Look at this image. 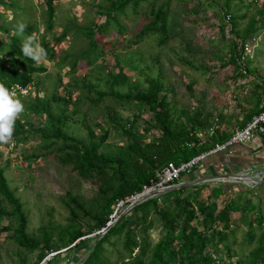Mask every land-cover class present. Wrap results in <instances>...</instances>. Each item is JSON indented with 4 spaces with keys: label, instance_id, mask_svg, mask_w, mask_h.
I'll return each instance as SVG.
<instances>
[{
    "label": "rangeland",
    "instance_id": "rangeland-1",
    "mask_svg": "<svg viewBox=\"0 0 264 264\" xmlns=\"http://www.w3.org/2000/svg\"><path fill=\"white\" fill-rule=\"evenodd\" d=\"M11 2L18 5V10L6 9L4 12L7 17L0 25L10 30L22 23L25 25L24 29L27 27L33 29L30 36H20L24 42L32 38L40 46L45 38L56 52L54 62H49L43 57L36 60L37 65L46 68L47 71L45 74L34 76L37 88L31 86L27 96L18 98L24 105V111L16 120L24 125L29 122L33 126L31 129L25 125L30 134L28 141L12 137L8 143L0 147V154L3 156L0 167L5 171L11 191L22 204V214L27 220V234L33 240L40 241L41 245H44V238L49 239L53 246L62 245L66 241L64 230L72 220L67 194H71L90 208V205L101 197V191L105 190L108 180L102 177L93 179L79 177L74 166L65 163V159L59 154L58 149L63 147L60 141L49 150L41 148L36 133L46 125L45 119L28 114L27 111L30 99L35 98L37 93L44 101L56 89L59 97L66 98L71 93L67 114L79 125L66 130L67 133L75 138L85 139L87 131L80 127L81 124H87L97 138L105 131L111 132V137L102 151H113L116 147L126 146L125 139L114 130L111 117L126 128H137L139 134L143 136V139H140L143 145L159 138L157 130L144 136L147 128L156 127L147 109L140 112L132 107L115 104L108 97L96 104L95 100L98 98L96 91L104 90L109 93L110 85L105 83L110 77L121 72L126 75L129 82L127 86L121 84L122 91L131 90V87L145 91L149 77L160 81L164 88L161 98L167 99L175 119L178 121L182 117L187 120L195 116L200 124L197 135L203 143L213 137V132L218 127L225 136L230 135L243 121L257 114L264 102V18L256 25L255 34L243 42L244 44L240 43L231 32V19H228L231 16L224 21L219 10L224 5L223 0H216V6L219 8L209 7L208 0L173 1L171 39L167 44H161L157 36L136 43V36L148 22L146 19L148 11L144 7L137 16L121 19L126 28L123 36L111 32L103 40L101 45L105 47V52L102 57L101 50L88 47L90 42L87 34L89 29H92L94 21L102 23L103 19L97 15V6L108 4L106 1L55 0V22L49 32L46 31L48 24L46 0ZM252 2L253 0H240L233 4L238 10L239 17L248 15L249 19L255 16L262 1L257 4ZM248 19L241 21L237 30L243 29ZM65 31H69L67 40L61 45H55L54 39ZM10 35L13 36L15 33ZM9 42V37L0 33V47L8 45ZM247 47L250 53L246 52ZM5 49L3 48L8 52ZM235 51L240 52L239 65L245 71L241 72L242 75H238V69L235 70L231 63ZM67 56L83 59L75 73L71 71L70 61L64 60ZM14 144L16 146H13ZM180 184H183L182 180L176 185ZM201 185L205 186V189L199 193V199L205 203L204 206H209L213 201L208 197L217 185L215 182H205ZM225 200L220 198L215 202L218 211L225 206ZM164 201L159 202V205L166 209ZM3 206L8 213L14 212L8 203ZM127 208L128 206L119 209L115 206L112 215L114 220L120 218ZM170 210H175L171 204ZM232 216L234 236L228 234V245L239 257L246 256L253 249V246L249 247L245 243L250 228L243 213ZM148 222L147 234L144 237L139 236L138 243L143 245V239H146L147 246L152 249L164 237V221L161 217L152 215ZM80 223L85 231L91 228L93 220L84 216L81 217ZM178 224L180 227L182 220ZM193 226L199 232L203 231L200 220L195 221ZM6 227H10L9 232L3 231ZM17 228L18 223L14 219L11 225L5 220L0 221V264H18L20 260H25L27 264H37L40 259L39 252L30 254L23 251L14 240L13 232ZM253 230L257 238L261 234L257 224ZM217 231L220 232L219 227ZM209 234L211 236L215 233L211 231ZM94 237L95 234H92L82 240ZM123 238L124 235L114 238L113 242L116 244L114 247L105 246V256L112 264L117 263L119 253L123 250ZM91 245L75 249L68 256L62 247L61 257L55 258L52 264H81L88 255ZM211 253L216 259V264L229 262L236 264L234 259L229 261V254L223 247L219 256L215 255L213 250ZM42 263L44 264V261Z\"/></svg>",
    "mask_w": 264,
    "mask_h": 264
},
{
    "label": "trees",
    "instance_id": "trees-1",
    "mask_svg": "<svg viewBox=\"0 0 264 264\" xmlns=\"http://www.w3.org/2000/svg\"><path fill=\"white\" fill-rule=\"evenodd\" d=\"M54 1L46 0L47 32L51 31L55 22ZM104 1L108 4L97 6V15L103 19L102 23L94 21L91 26L92 29H89L87 34L90 42L88 47L101 50L100 57L105 52V47L101 44L111 32H117L120 36L125 33L126 28L121 19L137 16L144 7L148 11L146 17L148 22L136 36V43L152 36H157L161 44H167L170 41V28L173 18L171 7L172 2L176 0L161 2L159 0H102V2ZM208 1L209 7L219 8L216 6V0ZM223 1L224 5L219 10L223 14L224 21L231 16L228 18L231 19V32L240 43L246 42L255 34L256 25L264 18V0H253V4H257L259 1H262V4L258 6L255 16L249 19L248 15L239 17L237 8L233 7V4L240 0ZM6 9L18 10V5L11 0H0V23L1 21L5 22L7 16H5L4 11ZM2 10L3 12H1ZM246 19L248 22L244 28L237 30L238 24ZM17 28H10L9 30L0 25V33H4L10 39L8 45L0 47V85L9 90L15 85L37 88L34 76L45 74L47 70L38 66L36 60L30 59L24 54V40L20 36H30L33 29L27 27L22 34H18ZM11 31L15 35L11 36ZM68 35L69 31L63 32L54 39V44L61 45L67 40ZM236 45L237 43H235ZM5 47L8 52L3 50ZM40 47L45 51V55L42 56L43 59L49 62L56 60V52L45 38H43ZM243 49L244 47L241 50L243 51ZM238 53L240 52L235 51L231 63L235 70L238 69V75H242V67L239 65L241 58ZM67 59L70 61L71 71L75 73L83 59L67 56L64 60ZM121 65L124 69L123 64ZM147 83L148 87L145 91H140L137 87L122 91L121 84L127 86L129 82L126 75L121 72L117 76L110 77L105 83V85H110L109 93L104 92V90L96 91L98 96L95 100L96 104L108 97L115 104L132 107L140 112L147 109L156 127L147 128L144 136L149 135L153 130H157L159 133L158 139L143 145L140 140L143 139V136L139 134L137 128H126L111 117L110 121L114 123V130L118 131L126 141V146L116 147L113 151H102L111 137L109 131H105L100 138H97L87 124H81L80 127L87 131L85 139L75 138L67 133L66 130L74 129L79 125L67 114V106L72 98L71 93L67 96L68 98L59 97L58 89H56L44 101L35 92L37 93L36 97L33 99L30 97L32 100L30 99L31 103L27 107V111L28 114H34L45 119L46 125H43L42 129L36 133L39 136L41 148L49 150L56 146L58 141L62 142L63 147L58 149V152L65 159V163L74 166L79 177L83 179L102 177V179L108 180L107 185L105 190L101 191L99 200L90 205V208L71 194H67L72 220L64 230L66 241L62 245L53 246L49 239L44 238V245H41L40 241L33 240L27 234V220L22 214V204L11 191L9 182L5 177V171L0 167V221L5 220L11 225L12 219H14L18 223V228L13 232V238L21 250L30 254L39 252L40 259L37 264H41L50 255L56 254L47 262V264H52L55 258L61 257L62 249L66 250L65 253L68 256L73 250L89 244L92 245L87 254L92 252L84 264H112L105 256V246L114 247L116 244L113 239L123 235V250L119 253L116 264H216V259L211 250L219 256L222 247L229 254V261L234 259L236 264H264V215L258 214L251 202L242 204L241 197L247 192L242 191L237 198L232 199L229 198L228 189L225 187L212 190L208 199L213 203L209 206H204L205 203L199 199V193L205 189V186L184 188L148 200L123 216L98 242L101 236L98 233L105 230L110 222H113L114 208L119 202L141 194L144 188L150 187L152 182H156L157 173L169 164L188 163L213 149L216 145L226 142L234 132L243 129L255 116L262 112L260 109L257 114L247 118L228 136H225L219 127L216 128L213 137L208 142L203 143L197 135V128L200 124L196 121V117L192 116L187 120L181 117L177 121L167 99L161 98L164 88L160 81L149 77ZM25 125L33 129L29 122H26ZM25 125L16 120L12 136L14 139L28 141L30 134ZM1 146L2 144H0ZM2 158L3 156L0 154V160ZM221 197H227V199L224 202L225 206L221 211H218L215 202L219 201ZM162 200H165L166 209L159 205ZM5 203L13 208V213H8L5 210L3 206ZM170 204L174 207V211L170 210ZM248 211L250 218L247 220V225L250 232L245 243L249 247L253 246V249L248 255L239 257L232 252V248L228 245V234L234 236L231 224L232 214L247 213ZM152 215L159 216L164 221L165 234L163 239L150 249L146 239H143V245H139L138 239L139 236L144 237L147 234L148 219ZM84 216L91 217L93 220L91 228L85 229V231H83V226L80 223L81 217ZM253 217L254 219H252ZM181 220L182 225L179 227L178 223ZM198 220L203 227L202 232L193 226V223ZM256 224L261 230V234L257 238H255L253 230ZM217 227L220 228V232L217 231ZM3 231L9 232L10 227L4 228ZM211 231L215 234L210 236ZM92 234H95L94 239L82 240ZM216 238L217 240H215ZM18 264H27V262L20 260Z\"/></svg>",
    "mask_w": 264,
    "mask_h": 264
},
{
    "label": "crops",
    "instance_id": "crops-1",
    "mask_svg": "<svg viewBox=\"0 0 264 264\" xmlns=\"http://www.w3.org/2000/svg\"><path fill=\"white\" fill-rule=\"evenodd\" d=\"M262 173H264V143H256L250 146H236L227 152L211 157L191 175L184 176L181 180L183 184H196L198 182L195 186H203L201 184L205 182H215L217 188L225 187L228 189V196L232 199L237 198L236 195L245 191L247 193L241 197L242 204L251 202V205L257 209L256 212L264 215V183L254 189L246 186L248 184L243 186V183H223L225 182L224 178L229 176L245 175V177L256 178ZM219 180H223V182L218 183ZM221 198L227 199V197ZM243 214L247 221L250 218V212Z\"/></svg>",
    "mask_w": 264,
    "mask_h": 264
},
{
    "label": "built area",
    "instance_id": "built-area-1",
    "mask_svg": "<svg viewBox=\"0 0 264 264\" xmlns=\"http://www.w3.org/2000/svg\"><path fill=\"white\" fill-rule=\"evenodd\" d=\"M246 52L250 53L251 51L246 48ZM245 73L244 68L242 67L241 72ZM10 91L17 97H25L31 91L30 87H22L19 85L13 86ZM262 112L255 116L243 129L234 132L231 137L224 143L216 145L213 149L208 152L200 155L199 157L193 159L188 163H183L180 165H176L175 163H171L166 166L162 171L157 173L156 182H152L150 187L144 188V191L141 194H137L132 196L125 201H121L118 203L117 207L122 209L126 206H130L135 203L142 195H151L156 193H164L168 188L174 186V184L178 183L182 176L191 175L196 169H198L203 162L207 159L214 157L216 155L227 152L228 150L236 147V146H250L256 143L262 144L264 143V102L261 106ZM13 146H16L14 144ZM245 177V175H242ZM256 182H249L248 185L252 189L257 188L261 184L264 183V173L258 175ZM114 221V218L112 217ZM104 231V230H103ZM102 233V232H101ZM98 233V234H101ZM56 254L50 255L44 264L50 261ZM43 264V263H42Z\"/></svg>",
    "mask_w": 264,
    "mask_h": 264
},
{
    "label": "clouds",
    "instance_id": "clouds-1",
    "mask_svg": "<svg viewBox=\"0 0 264 264\" xmlns=\"http://www.w3.org/2000/svg\"><path fill=\"white\" fill-rule=\"evenodd\" d=\"M25 25L18 24V34H22ZM24 54L32 60H39L45 51L34 39L24 42ZM24 111L22 102L6 87L0 85V144L8 143L12 136L16 119Z\"/></svg>",
    "mask_w": 264,
    "mask_h": 264
},
{
    "label": "water",
    "instance_id": "water-1",
    "mask_svg": "<svg viewBox=\"0 0 264 264\" xmlns=\"http://www.w3.org/2000/svg\"><path fill=\"white\" fill-rule=\"evenodd\" d=\"M225 179V182H223V180H219L220 182L218 183H235V184H241V183H244V184H248L249 182H256L257 181V178H251V177H247V178H244L242 176H238V175H234V176H229V177H226L224 178ZM247 180V181H245ZM198 182H196V184H180V185H176V186H172L170 188H168L164 193H156V194H151V196H146V195H142L139 200H137L135 203H133L132 205H130L126 211L122 214V216L120 218H118L117 220H114L113 222H110L107 226V228L102 231L101 233V236L100 238L98 239V242L103 238V236L123 217L125 216L126 214H128L130 211H132L134 208L140 206L141 204L145 203L146 201L148 200H151V199H155V198H158V197H161L169 192H172V191H176V190H181V189H184V188H190V187H193L195 185H197ZM92 252V251H91ZM91 252H89V254L84 258V260L82 261L81 264H84L86 262V260L88 259L89 255L91 254Z\"/></svg>",
    "mask_w": 264,
    "mask_h": 264
},
{
    "label": "bare ground",
    "instance_id": "bare-ground-1",
    "mask_svg": "<svg viewBox=\"0 0 264 264\" xmlns=\"http://www.w3.org/2000/svg\"><path fill=\"white\" fill-rule=\"evenodd\" d=\"M245 181H247V180H245ZM247 182H248V181H247ZM146 196H148V195H146ZM149 196H151V195H149ZM149 196H148V197H149Z\"/></svg>",
    "mask_w": 264,
    "mask_h": 264
}]
</instances>
